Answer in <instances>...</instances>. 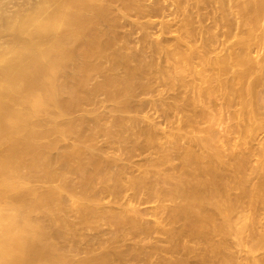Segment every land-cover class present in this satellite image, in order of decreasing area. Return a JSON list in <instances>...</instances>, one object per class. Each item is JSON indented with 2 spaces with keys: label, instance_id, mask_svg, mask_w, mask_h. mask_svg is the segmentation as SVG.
<instances>
[{
  "label": "bare ground",
  "instance_id": "6f19581e",
  "mask_svg": "<svg viewBox=\"0 0 264 264\" xmlns=\"http://www.w3.org/2000/svg\"><path fill=\"white\" fill-rule=\"evenodd\" d=\"M0 42V264H264V0H0Z\"/></svg>",
  "mask_w": 264,
  "mask_h": 264
},
{
  "label": "rangeland",
  "instance_id": "374dc122",
  "mask_svg": "<svg viewBox=\"0 0 264 264\" xmlns=\"http://www.w3.org/2000/svg\"><path fill=\"white\" fill-rule=\"evenodd\" d=\"M13 4H14V3H12V4L10 5V3H9L10 8H12V11L16 10V8H17V7H16V4H15V5H13ZM9 5H8V6H9ZM13 6H15V7H13ZM13 9H14V10H13ZM10 10H11V9H10ZM10 10H9V11H10ZM8 13H9V12H8ZM1 40H2V39H1ZM0 43H2V42H0ZM64 96H67V95H64ZM68 97H69V96H68ZM260 134H261L262 136L260 135V138H259V139H261V141H262V140L264 139V137H263V136H264V132H263V133H260ZM253 176H254V175H253ZM251 177H252V176H251ZM255 179H256V178H255ZM32 183H33V182H31V185H29L30 183H29V184H28V183H23V184L21 183L22 185L19 183L21 186L18 185L19 187L17 186L16 191H19L20 189H21L20 191H22V190H24V189H27V186H28V188L31 187V186H32ZM24 184H26V185H24ZM33 184H34V183H33ZM54 184H56V183H54ZM54 184H53V185H54ZM46 185L49 186L48 183H47ZM44 186H45V185H44ZM47 186H46V187H47ZM16 191H15V192H16ZM263 206H264V205H263ZM262 219H263V218H262ZM262 221H263V220H262ZM262 252H263V251H262Z\"/></svg>",
  "mask_w": 264,
  "mask_h": 264
}]
</instances>
